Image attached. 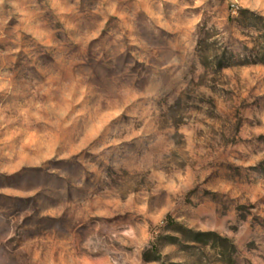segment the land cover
I'll list each match as a JSON object with an SVG mask.
<instances>
[{"label":"rangeland","instance_id":"1","mask_svg":"<svg viewBox=\"0 0 264 264\" xmlns=\"http://www.w3.org/2000/svg\"><path fill=\"white\" fill-rule=\"evenodd\" d=\"M0 264H264V0H0Z\"/></svg>","mask_w":264,"mask_h":264}]
</instances>
